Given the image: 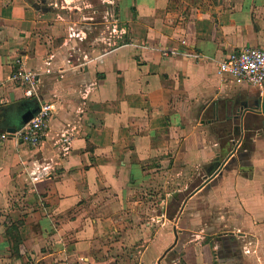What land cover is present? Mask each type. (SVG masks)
<instances>
[{
  "label": "crops",
  "instance_id": "obj_1",
  "mask_svg": "<svg viewBox=\"0 0 264 264\" xmlns=\"http://www.w3.org/2000/svg\"><path fill=\"white\" fill-rule=\"evenodd\" d=\"M249 46L264 0H0V135L54 106L0 138V264H264L262 91L218 75Z\"/></svg>",
  "mask_w": 264,
  "mask_h": 264
},
{
  "label": "built area",
  "instance_id": "obj_2",
  "mask_svg": "<svg viewBox=\"0 0 264 264\" xmlns=\"http://www.w3.org/2000/svg\"><path fill=\"white\" fill-rule=\"evenodd\" d=\"M13 63L10 81L21 90L24 98L36 97L39 74L27 69L21 58H15ZM218 72L223 81L230 79L235 84H246L263 91L264 48L249 46L227 54L219 63ZM53 110L54 106L51 102H42L26 124L13 132L1 134L0 138H11L31 146L38 145L47 134Z\"/></svg>",
  "mask_w": 264,
  "mask_h": 264
},
{
  "label": "water",
  "instance_id": "obj_3",
  "mask_svg": "<svg viewBox=\"0 0 264 264\" xmlns=\"http://www.w3.org/2000/svg\"><path fill=\"white\" fill-rule=\"evenodd\" d=\"M255 104H256L255 108L258 109L259 112H261L263 114V116H264V90L262 91L261 98H258L255 101ZM36 110H37L36 108L33 109V110L30 109V110H27L24 114H22V116H21V126L26 124L33 117V115L36 112ZM15 130L16 129H14V128H8L6 132H13Z\"/></svg>",
  "mask_w": 264,
  "mask_h": 264
}]
</instances>
